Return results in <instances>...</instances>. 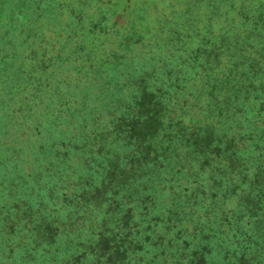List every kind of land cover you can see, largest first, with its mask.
Returning a JSON list of instances; mask_svg holds the SVG:
<instances>
[{
	"label": "trees",
	"instance_id": "1",
	"mask_svg": "<svg viewBox=\"0 0 264 264\" xmlns=\"http://www.w3.org/2000/svg\"><path fill=\"white\" fill-rule=\"evenodd\" d=\"M189 1L0 0V264H264V0Z\"/></svg>",
	"mask_w": 264,
	"mask_h": 264
},
{
	"label": "rangeland",
	"instance_id": "2",
	"mask_svg": "<svg viewBox=\"0 0 264 264\" xmlns=\"http://www.w3.org/2000/svg\"><path fill=\"white\" fill-rule=\"evenodd\" d=\"M101 1V0H100ZM73 2L77 3L76 1L73 0H67L66 7L69 9L73 7L76 8V4H73ZM88 0H81V4L78 6L81 7V10L78 9V11H81L84 15V21L89 17L88 20H86V25L84 27V30L90 29V26L94 22H97L101 14L104 12L107 14V18L111 16V18L116 15L120 14V17L118 18V21L120 22L121 28H120V33H116L113 35L109 29H107V33L104 37H101L103 41L100 39L99 42H95L94 39H92V43H88L87 46L89 48L87 49H92L94 46L95 47H101L99 49V53L95 54L94 57H92L90 60L91 62L96 65V63L100 60H104V55L106 52L109 51H114L116 48V45L118 43V38L121 36H124L125 34L130 31L132 26L138 21L137 19H140L138 21L139 23L143 24V22L148 20L145 25H158V23L162 20V18H166V16L171 15V14H177L181 13L182 10H179L181 7H184L186 0H103L99 3L92 2L89 4ZM209 0H190L189 7L191 8V13H193L194 16H197L202 13V10L204 6L207 5ZM88 5L89 7H82V4ZM168 3L167 6L173 7L175 6V9L172 8H167L166 4ZM155 5V8L153 10L148 9L149 6ZM148 6V7H147ZM85 11H83V10ZM103 10V12H101ZM89 11L90 13H87ZM107 12V13H106ZM182 14V13H181ZM144 20L143 22L141 21L142 19ZM136 21V22H134ZM134 22V23H133ZM156 27V26H154ZM134 29V28H133ZM138 29V28H137ZM135 29V30H137ZM113 30V29H112ZM99 32V31H98ZM97 32V33H98ZM93 36H89L88 38H92ZM106 40V41H105ZM75 47V45H73ZM97 49V48H95ZM68 79H73L75 80L76 74L72 72V70H69L67 73ZM67 79V80H68Z\"/></svg>",
	"mask_w": 264,
	"mask_h": 264
}]
</instances>
